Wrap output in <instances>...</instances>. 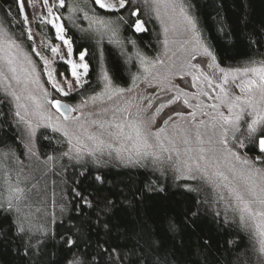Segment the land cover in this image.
I'll return each mask as SVG.
<instances>
[{
	"label": "snow or ice",
	"instance_id": "6c2138e0",
	"mask_svg": "<svg viewBox=\"0 0 264 264\" xmlns=\"http://www.w3.org/2000/svg\"><path fill=\"white\" fill-rule=\"evenodd\" d=\"M43 4L47 7L48 14L47 17L41 16L39 18L40 23L51 25L55 30L56 37L66 46V56H61L60 59L69 66V75L72 78L64 77L67 90H65V86H61L56 82H53L52 87L61 96L67 97L73 91L82 89L86 84L90 83L87 77L91 67L89 64L91 55L86 46H82L79 51L74 50L73 41L64 34L66 31L64 22L61 21L59 15L53 13V8L66 7L65 0H58V2L54 0L51 5H49V0H43ZM91 4L95 5L94 8L90 9L91 15L85 8L80 7L78 0H74L72 11L82 12L83 20L89 21L88 29L82 28L81 32L86 33L85 39L95 40L96 48L92 54L99 60L102 55L100 45L105 39L109 43L120 47L122 53L125 51L126 45L130 44L133 48H137V41L128 37L126 33L131 31L133 34H137L149 31L147 27L149 19L147 17H150L152 11H155L157 16L159 15L160 0H91ZM5 5L3 16L0 17V46H6L8 49L14 48L19 51L22 45L15 38V32H10L9 26L13 23L20 24L22 26L20 36L26 35L28 40H33L30 28L26 34L23 31V26H26L29 22L28 13L25 11V0H5ZM12 6L16 7L17 17L21 19L17 20L11 16ZM173 6H175L174 0ZM97 9L101 11H97ZM180 11L184 23L192 33V40L202 49V55L209 57L211 60V63L208 61H203V63L208 68H216L219 75L215 72L209 75L200 71L199 63H188L186 65L182 63L177 69L175 62L165 64L163 59L157 58L153 60L139 50H137L135 55L139 60L140 67L143 68L145 79L152 75L153 69L160 66L161 71L157 72L153 79L157 83L163 84L168 91H171L172 88L179 89L178 85L172 83V77L179 75L181 72L192 76L193 81L203 79L208 88L219 91V95L215 97L219 103L207 105L216 114L202 113L204 116H210L211 123L205 120L197 121L195 112L188 114L191 117L188 123L195 128V140L200 146L196 149L190 146L184 149L183 155L188 157L187 160L181 158L180 149L173 147L171 151H175L179 158L174 160L171 156V151L164 147L163 141L160 139L161 133L165 131V128L160 126L155 133L151 131L155 117L159 115L162 109L170 104H175L177 101H181L182 96L185 97L182 101L184 105L188 108L194 107L187 98L189 94L182 89H179L176 94L169 96L166 102L160 103L155 109H153L151 101L143 105L147 119L140 117L138 112L137 117L139 118L128 121L131 113L127 109H116L115 111L124 112L125 121L133 130L135 136L131 133H125L123 124L114 123L115 114L112 122L94 120L92 123L98 124L101 129H105L106 126L115 127L117 131L114 133L109 132L108 134L110 136L114 135L118 140L122 138L123 141L131 143L130 149H125L122 146L114 150L116 157L121 160L125 159L122 153L129 151L130 154L127 160L130 163L139 164L142 160H148L151 164L170 168L173 172V179L177 176L183 179L185 178V173H187L188 179L203 181V183H198L195 188L189 187L186 189L190 192H208L210 185L216 189L221 186L227 188L230 198L226 199L223 195L219 197L220 200H224L226 203V213L231 214L232 223L246 231L249 238L255 241L251 251L246 253V264H264V53L260 54L261 59L259 61L250 58L243 67L234 69L222 68L215 63L216 56L210 48L202 42L197 29L196 19L187 13L183 5H180ZM246 27L247 23L245 22ZM168 32L169 29L165 27L166 38L163 43L166 49L169 45ZM253 36L258 39L253 41ZM246 39L249 40L250 46L253 43H257L261 48H264V26H262L261 30L253 29ZM191 42L186 41V43ZM0 50H2V47H0ZM51 51L54 54L59 53L57 47L51 48ZM36 55H39V53L37 52ZM74 55L75 59H73ZM17 59V57L9 55L8 58L3 59V62L0 63V81L5 82V96L0 99V103L9 106L8 112L0 111V117L7 119L11 115L13 119H16L17 125H24V147L31 156L35 157V161L39 163L29 169L28 175H24L25 166L23 162L20 161L19 157H14L15 164L19 166L16 169V182H12V177L9 174L6 180L8 185L7 197L3 202H0V214L14 213L16 215L15 220L12 221V228L18 234L16 237L18 251L23 253L22 258H26L25 264H54L51 259L46 260V257L51 255L47 252V248L49 247V241L55 234L52 233L50 227L46 229L41 226L33 229L26 219L19 214L22 204L29 199L30 194L42 195V191L33 193V189H36L37 184L40 183V179L34 173L40 172V178H43L47 173L40 168V165H47L49 161L53 160V156L49 155L45 160L41 161L40 154L36 149L37 131L42 125L39 119L34 123L27 118L29 105L21 103L22 99L25 98L22 94L27 92L28 88L27 81L22 80L17 73V67L15 66ZM128 59L130 61L132 57H128ZM192 59H195L194 55H192ZM5 68L11 74V77L5 74ZM100 72L99 79L103 81L102 91L91 96L90 99L92 101L105 96L111 100L114 95L122 96L125 92L132 91L131 88L126 89L114 86L107 69L103 65L100 66ZM197 72H199V75L196 74ZM48 75L51 78L52 73H48ZM241 76L246 79L236 85V87L239 88L243 95H237L226 86L229 85L230 77L234 82ZM213 77L217 81L215 84L213 83ZM139 79V76L133 77V81ZM10 80L16 82L19 91L13 88ZM201 94L209 96L208 91H202ZM44 95L46 103L53 107L65 122L61 128L53 129V131H62V135L65 138L62 144L67 150L62 151L61 156L77 161L87 156L91 158L92 163L100 164L105 147L112 149L113 145L106 143L105 140L95 133H88L86 139L91 142V145H89L85 143V140L80 135L69 132V123L80 119V117L70 115L72 112L77 111V108L65 107L61 100L49 98L46 90ZM196 97L197 94L193 93L192 98L195 99ZM209 98L211 99V97ZM26 99L33 101V114L40 117V119H50L42 112L43 105L36 101V98L31 93L27 95ZM144 99H147V97H144ZM12 101L15 102L14 109L10 107ZM225 105L228 109V115L219 110L221 106ZM195 107H200V105L197 104ZM149 109L152 110L150 113L148 112ZM172 115L182 117L184 113L180 110H174L173 114L167 115V119L162 120V125H167L172 120ZM44 127L47 128V125ZM80 127L83 126L81 125ZM201 127L211 132L207 141L203 138L204 133L200 131ZM40 135L43 136L44 134L41 133ZM189 135L190 132L186 130L183 137L185 145H190L191 143ZM150 136L155 137V144L149 142ZM214 137H218V139L214 140ZM170 143L174 145L175 141L172 140ZM205 143L210 145V147H203ZM216 144L220 147L217 148ZM249 147H254L258 155L254 157L242 156L241 150ZM194 151L197 153L196 156L191 155ZM217 152L223 158L227 171L232 174V181H229L228 175L221 170L219 159L215 155ZM165 153H168V155H165ZM207 153H212V157L210 158ZM112 154V151L108 152L109 156H112ZM132 154L137 158L135 161L132 160ZM4 155L7 156L8 154L5 153ZM189 161L192 162L190 163ZM21 176H23V181ZM29 177L36 182L32 183L31 188H28L27 185L22 187L21 184L24 181H28ZM96 180L104 183L101 177H96ZM178 186L184 187V185ZM145 187L148 191H163V188L157 189L151 184ZM210 195L211 193L209 192ZM77 196L80 198L79 204L74 210L77 211L78 215L72 218V220L77 222L71 223L70 221L71 226L67 229L76 238L72 239L71 236L65 237L61 234V239L65 245L81 247L84 244H89L92 240L93 230H97V232L103 231L106 236H110L115 232L118 239L122 237L126 241L116 246L110 244L108 240L98 241L96 244L97 255L91 257L92 264H201V261H192L185 255L186 240L184 236L187 229L195 231L198 221L204 214V205L210 203L209 199H202L198 205H194L191 210L185 213L183 226L169 219L164 228V233L167 237L165 239L161 236L160 229L150 227L141 215L140 209L144 204V194L140 189L130 192L128 195L123 192L120 193V196L123 197L120 203L126 206L130 217L127 223L113 222L114 210L117 208L116 201L109 200L107 197L102 200L96 197L89 199L81 193H77ZM81 208L92 209V212H81ZM215 215L220 216L221 213L216 212ZM133 216L135 218H132ZM53 222V218H49L47 221L48 225ZM36 233H39V235ZM4 236L7 239V233H4ZM198 239L200 243L197 246L203 253V250L210 247V241L203 237ZM235 251H239L238 245ZM229 256L228 264H232L231 253H229ZM206 259L207 257H205ZM237 259L239 264H245L244 259L239 257ZM73 264H86V262L76 259Z\"/></svg>",
	"mask_w": 264,
	"mask_h": 264
},
{
	"label": "trees",
	"instance_id": "16d2710c",
	"mask_svg": "<svg viewBox=\"0 0 264 264\" xmlns=\"http://www.w3.org/2000/svg\"><path fill=\"white\" fill-rule=\"evenodd\" d=\"M80 7L85 8L91 15V0H78ZM192 16L196 19L197 27L205 44L216 56V61L220 66L227 68L243 67L249 59L259 61L264 48L259 44L250 42L246 37L253 29L261 30L264 26V0H183ZM65 8L57 9L63 19L67 36L73 41V48L79 51L82 46L89 49L91 58L89 59L90 71L88 75L89 84L81 89L78 95H88L96 92L101 85L100 66L101 57L104 54L105 66L110 76L116 83L126 84L131 76L130 63L128 56L121 52L120 47L109 42H103L100 45L102 55L97 60L92 53L96 48L95 40H88L84 37L86 33L81 29H88L89 21L83 20L82 12H73L74 0H65ZM189 5L191 6L189 8ZM87 6V7H86ZM6 7L5 0H0V17L3 16V9ZM97 11H101L97 9ZM17 10L12 6L11 16L17 20ZM149 22L147 27L149 31L145 33L133 34L128 31L126 35L137 41L138 48L145 54L152 56L159 48V25L154 17H147ZM245 22L247 27L245 28ZM10 32H15V38L23 43L30 40L27 36H20L22 26L13 23L9 26ZM23 31L27 33L26 26ZM252 37V40H257ZM107 40V39H105ZM104 40V41H105ZM86 59H88L86 57ZM5 95L0 91V99ZM12 108V106L10 105ZM0 111L8 112L9 106L0 103ZM44 135L41 136L40 134ZM58 135L48 130H42L39 133V147L43 154L57 152L59 146ZM14 152L21 156L23 147L20 140L19 128L16 120L11 115L7 119L0 117V154L1 152ZM251 157L258 155L254 147L245 149ZM101 177L104 183L96 180ZM1 178V172H0ZM198 181H189L175 178L169 173L160 172L153 168L145 166H123L117 163H108L104 165L94 164L91 161L84 163H75L68 165L66 172V183L64 187L58 190L64 196L62 204L67 207V212L61 220L54 224L52 233L54 237L49 241L47 252L54 264H69L70 260L77 257L85 261L86 264H92L91 257L97 255L96 244L108 240L113 246L123 244L126 241L121 237L117 238V233L113 232L106 236L103 231L93 230L92 240L89 244L81 247L75 245L69 246L63 243L61 234L65 237H76L69 233L67 229L72 220L78 215L77 208L79 196L81 193L89 199L96 197L117 202V208L114 210L113 222L127 223L130 219L128 210L122 205L123 197L120 193L128 195L140 189L144 194V204L141 206L140 213L150 227L159 228L161 236L167 239L164 228L169 219L174 220L178 225L183 226L184 215L198 205L202 199H209L210 203L204 205L203 216L197 223L195 231L187 229L185 231L186 247L185 255L192 261L199 260L201 264H228L231 253L232 264H239L237 257L245 260L246 253L251 251L253 241L249 238L248 233L242 228H238L231 219L224 216L216 205L213 204L212 195L208 192L199 193L196 191H187L191 187L195 188ZM151 184L153 187L163 191H148L145 187ZM178 185H184L179 187ZM81 212L91 213L92 209L81 208ZM220 212V216L215 213ZM16 215L0 214V264H25L23 253L18 251L17 235L12 228V221ZM132 218H135L134 216ZM71 221V223H70ZM4 233H7L5 239ZM199 237L210 241V247L203 250L197 246L200 243ZM170 242V241H169ZM239 246V251L235 248ZM205 257L207 259L205 260Z\"/></svg>",
	"mask_w": 264,
	"mask_h": 264
},
{
	"label": "rangeland",
	"instance_id": "374dc122",
	"mask_svg": "<svg viewBox=\"0 0 264 264\" xmlns=\"http://www.w3.org/2000/svg\"><path fill=\"white\" fill-rule=\"evenodd\" d=\"M53 2L54 0H49V5H51ZM56 2H58V0H56ZM174 2L175 6H173V0H160L159 15L157 16L155 11H152L151 13L152 17L156 19L159 25L158 51L154 55L149 56L142 52L138 47L133 48L130 44L126 45L125 51L123 53L126 54L128 57H132V63H130L131 76L129 81L126 84L116 83L109 74L114 86L126 89L131 88L132 91L125 92L122 96L114 95L111 100H109L105 96L103 98L97 99L96 101H92L90 97L93 96L95 93H99L100 91H102V80L100 88L96 92L83 96L77 94L79 91H81V89H78L70 93L69 96L63 97L52 87L53 82L59 83L61 86H65L66 82L64 80V77L72 79L69 75V66L60 59L61 56H66V46L63 44L62 41H60L56 37L55 30L51 27V25H48L47 23H40L39 18L41 16L47 17L48 14V9L44 6L43 0H25V11L28 13L29 16V22L26 25V28L27 31L29 28L31 29L33 40H30L28 43H23L17 40L22 45V48L19 51L14 48L8 49L6 46H0L2 47V50H0V63L3 62V59L8 58L9 55L18 58L17 63L15 65L17 67V73L22 80L27 81L28 88V91L22 94V96L25 98L22 99L21 103L29 105V115L27 118L31 119L34 123L39 119L42 125L37 131V137L35 140L36 149L40 154L41 161L45 160L49 155L53 156V160L49 161L47 165H40V168L47 173L45 176H43V178H40V172L34 173V175L40 179V183L37 184L36 189H33V193H36L37 191H42V195L30 194L29 199L22 204L19 213L21 217L26 219V221L33 227V229L43 226L46 229L50 227L52 231L54 224L57 221L61 220L63 216H65L67 212V207L62 204L64 196L61 195L62 193L58 190L60 189V187L63 188L66 183L67 167L71 164L91 161V158L87 156H85L80 161L70 159L69 157L61 156V152L67 150V148L62 144L65 138L62 135V131H53V129L61 128L65 122L63 121V118L60 117L59 114L50 105L46 103L44 95L45 90L47 91L49 98L65 100L66 102L71 104L72 107L77 108V111L73 112L72 116L80 117V119L78 121L69 123V132L80 135L81 138L85 140V143H88L89 145H91V142L87 141L86 139L88 133H95L100 136L103 140H105L106 143H111L113 145L112 149L105 147L104 154L101 157V163L99 165L117 163L123 166H145L148 168H153L160 172L169 173L173 175V172L170 168L166 166L162 167L159 165L151 164L148 160H142L139 164L135 162H128L127 157L130 154L129 151H124L122 153V155L125 157L124 160L117 158L114 150L122 146L125 149H130L131 143L123 141L122 138L118 140L114 135L110 136L108 134L109 132L114 133L117 131L115 127L106 126L105 129H101L98 124H93L92 121L95 120L112 122L113 116L115 114L114 123L123 124L125 133H131L133 136H135V133L125 121L124 112L115 110L127 109V111L131 113V116L128 117V121L139 118L137 117L138 112L140 113V117L147 119L148 117L145 115L143 105H146L149 101H151L153 109H155L159 106L160 103L166 102L169 96L176 94L179 89H182L184 92H187L189 94L187 98L189 99V102L194 105V107L188 108L186 105H184L182 101L185 97L182 96L181 101H177L175 104H170L162 109L159 115L155 117V122L151 128V131L155 133L158 127L163 126L165 128V131L161 133L160 139L161 141H163L164 147L168 148L170 151L173 147L180 149L181 158L185 160L188 159L187 156L183 155L184 149L186 147L190 146L193 149H196L200 146L196 143L195 140V128L188 123V121L191 120V117L188 114L191 112H195L197 121L205 120L211 123L210 116H204L202 113L208 112L210 115L216 114L215 111L211 108H208L207 105L212 103H219V101L215 99V97L219 95V91L208 88L206 82L203 81V79H201L200 81H193L192 76L186 75L183 72H181L179 75H174L172 77V83L174 85H178L179 89L172 88L171 91H168V89L165 88L163 84H159L155 79H153V76H155L157 72L161 71L160 66H157V68L153 69L152 75H149L147 79H145V73L143 71V68L140 67L139 60L136 58L135 55L137 50H139L153 60L160 58L165 61V64L175 62L177 69H179L182 63L185 65L188 63H199L200 71H203L204 73H207L209 75L215 72L217 75H219L216 68H208L206 64L203 63V61H208L209 63H211V60L209 57H205L202 55V49H200L199 46L196 45L195 41L192 40V33L188 30V26L184 23V19L180 11V5H183L187 13L192 16L191 12L183 3V0H174ZM57 9L58 7L53 8V13L59 15ZM60 19L61 21H63L61 16ZM165 27L169 29V32L167 34L169 45L167 46V49L165 48V45L163 43L166 38L164 33ZM64 34L67 36L66 31ZM200 38L202 42L205 43L201 35ZM186 41L192 42L186 43ZM103 42H108V40H105ZM53 47H57L59 49L58 54H54L51 51V48ZM37 52L39 53V55H36ZM192 55L195 56V59H192ZM73 59H75V55L73 56ZM215 63L218 64L217 61ZM101 65L106 68L104 54L101 57ZM220 67L229 69L223 66ZM48 73H52L51 78H49ZM5 74L11 77V74L7 72L6 68ZM196 74L199 75V72H197ZM134 76H139L140 79L133 81ZM244 79L246 78L241 76L233 82L230 77L229 85H227L226 87H228L232 92L237 95H243V93L239 91V88L236 87V85L240 84ZM10 82L13 88H16L17 91H19V87L16 85V82L14 80H10ZM213 83H217L214 77ZM162 88L164 89L163 91ZM65 90H67L66 86ZM0 91L5 95V82L3 81H0ZM202 91H208L209 96H203L201 94ZM29 93H31V95L36 98V101L43 105L42 112L45 116L50 117V119H40V117L33 114V101L26 99ZM193 93L197 94V97L195 99L192 98ZM144 97H147V99H144ZM209 97H211V99ZM197 104H199L200 107H195V105ZM11 106L14 109V101L11 102ZM105 109H107V111H105ZM174 110H180L184 113V115L182 117L172 115V120H170L167 125H162V120L167 119V115L173 114ZM219 110L225 115L229 114L226 105L221 106ZM151 111V109L148 110L149 113ZM45 125H47V128L44 127ZM81 125L83 127H80ZM18 128L21 144L23 147V154L19 156L18 154L11 151L1 152L0 154V202H3L7 197L8 185L6 183V180L8 175H11L13 183L16 182V169L19 166L15 164L14 157H19L20 161L23 162V165L25 166L24 175H28L29 169L31 167H35V165L39 163L35 161V157L31 156L24 147V125L19 124ZM42 130H48L58 135L59 140H56V142L60 141V148L57 149V152H52L49 154H43L41 152L39 147L38 136ZM186 130L190 132V145H185L183 143V137L185 135ZM200 131L204 133L203 138L205 141H207L208 136L211 135V132L203 127H201ZM215 139H218V137H214V140ZM172 140L175 141L174 145L170 143V141ZM149 142L155 144V137L150 136ZM215 146L217 148L220 147L218 144H216ZM203 147L208 148L210 147V145L205 143ZM109 151H112V156L108 155ZM5 153H7L8 155L5 156ZM165 155H168V153H165ZM191 155L196 156L197 153L194 151L191 153ZM207 155L211 158L213 154L207 153ZM215 155L219 159L221 170L225 171V173L229 177V181H232V174L229 173L227 171V168L224 166L223 158L221 157L220 153L217 152ZM241 155H247L251 157L248 153H246L245 149L241 150ZM171 156L174 160L179 159L175 151H171ZM136 159L137 158L135 157V155L132 154V160L135 161ZM189 162L191 163L192 161ZM209 171H211V169H209ZM176 178L182 179L179 176H177ZM183 179L203 183V181L199 179H188L187 173H185V178ZM21 180L23 181V176H21ZM35 182V180L29 177V180L24 181L21 186L24 187L25 185H27L28 188H31L32 183ZM209 192L212 195L213 204L218 207V209L222 212L224 216L231 219V214L226 213L225 201L219 199L221 195H223L226 199L230 198L228 189L223 186H221L219 189H216L214 186L210 185ZM49 218L54 219V222L51 223V225H48L47 223ZM36 234L39 235V233ZM254 243L255 241H253V244ZM76 259L78 258H72L69 264H73V261Z\"/></svg>",
	"mask_w": 264,
	"mask_h": 264
},
{
	"label": "water",
	"instance_id": "95a60500",
	"mask_svg": "<svg viewBox=\"0 0 264 264\" xmlns=\"http://www.w3.org/2000/svg\"><path fill=\"white\" fill-rule=\"evenodd\" d=\"M59 100H61L62 101V104L65 106V107H68V106H71L72 107V105L71 104H69L68 102H66L65 100H62V99H59ZM53 108V107H52ZM54 109V108H53ZM55 110V109H54ZM63 110V109H62ZM72 114H73V112L70 114L71 116H72Z\"/></svg>",
	"mask_w": 264,
	"mask_h": 264
}]
</instances>
